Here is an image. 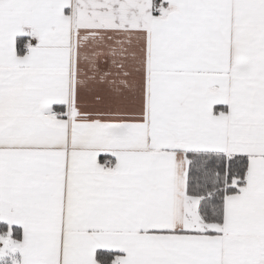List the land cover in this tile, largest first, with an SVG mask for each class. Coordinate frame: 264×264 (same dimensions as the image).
<instances>
[{
	"label": "snow or ice",
	"instance_id": "obj_1",
	"mask_svg": "<svg viewBox=\"0 0 264 264\" xmlns=\"http://www.w3.org/2000/svg\"><path fill=\"white\" fill-rule=\"evenodd\" d=\"M0 264H264V0H0Z\"/></svg>",
	"mask_w": 264,
	"mask_h": 264
}]
</instances>
